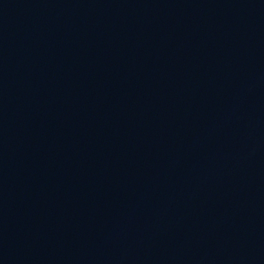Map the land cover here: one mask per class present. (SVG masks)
<instances>
[{
    "label": "water",
    "instance_id": "obj_1",
    "mask_svg": "<svg viewBox=\"0 0 264 264\" xmlns=\"http://www.w3.org/2000/svg\"><path fill=\"white\" fill-rule=\"evenodd\" d=\"M0 264H264V0H0Z\"/></svg>",
    "mask_w": 264,
    "mask_h": 264
}]
</instances>
